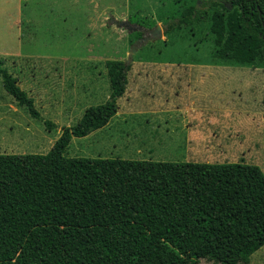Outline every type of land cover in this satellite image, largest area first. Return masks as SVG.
<instances>
[{
	"label": "trees",
	"instance_id": "trees-1",
	"mask_svg": "<svg viewBox=\"0 0 264 264\" xmlns=\"http://www.w3.org/2000/svg\"><path fill=\"white\" fill-rule=\"evenodd\" d=\"M230 2L231 11L211 17L215 59L262 65L264 0ZM178 14L185 26L207 17L192 5ZM130 36L132 45L142 33ZM4 63L5 90L54 128ZM106 67L109 99L64 127L47 154H0V264H250L264 246L259 165L66 155L72 138L104 128L118 112L131 65L108 60Z\"/></svg>",
	"mask_w": 264,
	"mask_h": 264
},
{
	"label": "rangeland",
	"instance_id": "rangeland-1",
	"mask_svg": "<svg viewBox=\"0 0 264 264\" xmlns=\"http://www.w3.org/2000/svg\"><path fill=\"white\" fill-rule=\"evenodd\" d=\"M187 5L206 10L207 17L192 26L179 23L178 13ZM233 7L230 0H92V5L90 0H0V59L35 99L44 120L55 124L50 129L45 121L32 117L27 107L18 105L0 76V154H47L64 127L77 125L88 107L109 99L106 62L124 60L131 70L116 116L87 137L72 138L67 156L243 162L264 171V63L218 61L212 45L214 11ZM116 21H129L141 33L138 27L161 25L163 36L149 40L131 59L130 35L135 30L129 32ZM139 60L145 65L177 63L181 70L152 66L150 72H141L139 87L134 80ZM187 63L220 68L193 71ZM162 104L172 105V111L157 118L154 111ZM184 104L206 115L199 129L217 134L207 152L204 147L193 152L181 146L185 123L173 108L178 105L184 111ZM199 264L214 263L202 260ZM250 264H264V246L252 255Z\"/></svg>",
	"mask_w": 264,
	"mask_h": 264
},
{
	"label": "crops",
	"instance_id": "crops-1",
	"mask_svg": "<svg viewBox=\"0 0 264 264\" xmlns=\"http://www.w3.org/2000/svg\"><path fill=\"white\" fill-rule=\"evenodd\" d=\"M90 4L92 5V0H90ZM98 6V4H97ZM101 7V6H100ZM106 14V12H105ZM130 20V17H129ZM13 23V22H11ZM139 62V63H138ZM136 64L135 67L138 68L137 71L135 72V76H134V80H136V83L139 84L140 87V77H141V72H150V70H148V68H152V66L160 68L163 71H170V69H174V71H180L181 69L178 68L177 63H155V64H159V65H155V64H148L145 65L144 62L142 60H139ZM150 65V67H149ZM185 65H190V69H192L193 71L195 70H204L205 68H220L217 65H211V64H204V63H190V64H185ZM128 79H129V75H128ZM18 84L20 85V81L18 82ZM129 84V82H128ZM22 88V85H20ZM23 89V88H22ZM24 90V89H23ZM92 97V96H91ZM168 104H162L159 105L157 108V112L154 111V114L156 115L157 118H163L165 117L166 114H170V110L172 111V109L170 107H172V105H170V107L167 106ZM185 106V110L183 111L181 108H179L180 106L176 105L174 106L173 110L175 113V116L177 118H181V120L185 123H182V130L181 131H185L186 130V135L183 141H181V146L185 147V145H187L186 149L188 151H195V148L198 147V151L202 152L201 150H199L200 147H204V151H208L209 148H213L214 143L216 142L215 139L217 137V134L214 131L211 130H207V129H199L198 127H200V124L206 120V115L202 112L193 110L192 108H190L188 105L184 104ZM166 112V113H165ZM164 113V115H162ZM173 113V112H172ZM170 116V115H169ZM214 115H211L209 118L213 119ZM200 120L201 122L199 124H196V121ZM191 122V123H190ZM209 144H212L210 147ZM218 145V143H217Z\"/></svg>",
	"mask_w": 264,
	"mask_h": 264
},
{
	"label": "water",
	"instance_id": "water-1",
	"mask_svg": "<svg viewBox=\"0 0 264 264\" xmlns=\"http://www.w3.org/2000/svg\"><path fill=\"white\" fill-rule=\"evenodd\" d=\"M116 24L119 27H124L128 29L129 32H132L133 30L137 31L136 28L132 29L131 23L129 21H116ZM138 30L142 31L143 36L142 39H139L131 46L130 57H129L131 59L133 58L134 54L139 50V48L145 45L146 43H148L149 40L153 39L154 41H156L158 39H161L163 36V28L161 25H157L155 28L152 29L138 27ZM147 34H151L152 37H147ZM126 63H128V61H126Z\"/></svg>",
	"mask_w": 264,
	"mask_h": 264
}]
</instances>
